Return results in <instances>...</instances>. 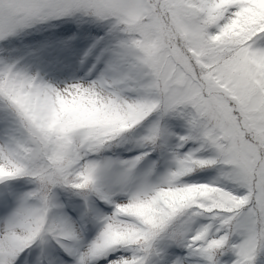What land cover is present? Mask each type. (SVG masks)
Returning a JSON list of instances; mask_svg holds the SVG:
<instances>
[{"label":"snow or ice","instance_id":"snow-or-ice-1","mask_svg":"<svg viewBox=\"0 0 264 264\" xmlns=\"http://www.w3.org/2000/svg\"><path fill=\"white\" fill-rule=\"evenodd\" d=\"M0 264H264V0H0Z\"/></svg>","mask_w":264,"mask_h":264}]
</instances>
